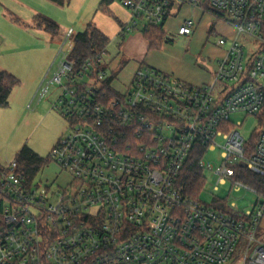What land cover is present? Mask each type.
<instances>
[{
	"label": "built area",
	"instance_id": "obj_1",
	"mask_svg": "<svg viewBox=\"0 0 264 264\" xmlns=\"http://www.w3.org/2000/svg\"><path fill=\"white\" fill-rule=\"evenodd\" d=\"M111 1L131 14L123 38L164 29L186 5L221 15L238 37L218 40L228 49L210 83L195 86L141 66L117 91L112 82L106 87L112 74L103 56L79 68L70 59V30L51 80L35 96L43 100L57 85L53 108L71 126L50 155L60 176L31 180L17 159L0 171V264H231L239 250L243 264H264L263 195L237 215L191 199L177 185L203 144L207 152L220 147L223 158L214 171L204 157L203 170H213L220 185L257 193L238 179V168L264 177V0ZM195 26L185 21L177 33L190 36ZM234 114L256 117L260 130L246 140L242 123H230Z\"/></svg>",
	"mask_w": 264,
	"mask_h": 264
},
{
	"label": "rangeland",
	"instance_id": "obj_2",
	"mask_svg": "<svg viewBox=\"0 0 264 264\" xmlns=\"http://www.w3.org/2000/svg\"><path fill=\"white\" fill-rule=\"evenodd\" d=\"M101 2L103 0H85L84 5L88 6L85 12L79 16L80 21L84 22L85 16L93 15ZM174 15H178V12L174 11L172 16ZM180 16L186 21H193L196 25V32L188 40L178 35L176 23L169 24L164 30L167 33V39L170 41L163 44V46H169V50L165 53V48L161 47L154 53L169 56V63L185 71L193 72L197 68L205 70L217 68L218 62L224 58L225 51L228 49L225 46H218V40L224 36L227 37L226 32H232L230 29L232 24L219 19L214 14H203L199 10H185ZM63 17L66 18L67 22L72 23L78 16L69 12ZM174 20L178 21V19ZM68 28L64 35V41L67 38ZM74 28V35L69 38L64 47L66 53L73 47L75 36L86 30L87 24L84 27L78 25ZM135 33L140 32H133L132 34ZM132 34L127 35L126 38L118 36L116 39H112L102 57V66L107 73H117L112 82V87L117 91H124L137 71V63L123 51L125 43ZM12 37L17 39L15 35ZM64 41L60 45L54 44L55 52H52L54 57L51 62L54 61ZM0 42L3 43L2 46L5 45L1 37ZM246 48H249L247 50L253 49V45ZM48 55L49 52L37 51L28 46L22 51L8 52L6 58L0 60L1 66L20 80V84L11 93L9 106L0 108V166L3 168L16 159L20 150L25 146L40 157L46 160L50 159L52 150L58 141L71 131L69 122L53 108L59 95L57 85H51L50 93L43 100L35 99L43 81L51 80L54 74V71L48 73L46 70L41 75L43 64ZM230 123L234 125L242 123L239 131L246 140H250L254 133L260 130L259 119L246 114L232 115ZM218 143L223 144V140L219 138ZM204 162L207 165H212L214 171L221 167L223 164L222 149L217 147L214 151L207 152ZM213 170H203L205 184L199 196L200 202L211 207L223 204L233 214L241 215L259 201V194L253 190L245 188L237 190L233 182L220 185L218 183L219 177L214 174ZM58 176H60V169L50 160L49 164L38 173L35 180L44 183ZM65 180H67V175L63 174L59 179L60 184H63ZM215 187H218V190H215ZM233 204L236 207L234 210L231 209ZM260 229L264 236V219ZM243 257L244 253L239 250L231 264H243Z\"/></svg>",
	"mask_w": 264,
	"mask_h": 264
},
{
	"label": "crops",
	"instance_id": "obj_3",
	"mask_svg": "<svg viewBox=\"0 0 264 264\" xmlns=\"http://www.w3.org/2000/svg\"><path fill=\"white\" fill-rule=\"evenodd\" d=\"M105 1L106 0H103V2L99 3L96 12L93 15L88 14L89 16H85L84 22H81L79 16L85 12V9L88 6L84 5L85 0H70L69 5L66 7H60L49 0H0V37L5 42L4 46H2L3 43L0 42V60L5 59L8 52L22 51L28 46L29 48H35L37 51L42 50L47 53L49 52L42 67L41 75H43L46 70H48V73L55 71L56 65L54 63L57 56L54 61L51 62L54 57L53 53L55 52L54 44L57 43L60 45L62 41H64L63 39L67 27H69L68 32L73 30L75 33L74 26L78 27L79 25V27H84L86 24L87 26L93 24L110 40L116 39L120 36L121 27L130 22L131 14L129 10L119 2L111 0ZM190 9L193 11L199 10L203 14H207V12L198 7L186 5L183 6L180 11H175L176 13L178 12V15L172 16L167 21L165 28L169 26V24L176 23V29L178 31L186 21L180 15L183 11ZM69 12L78 16L75 21L72 20V23L67 22L66 18L63 17L64 14L68 15ZM39 15L46 16L50 19L53 18L52 20L59 24V36H54L45 29L36 26L35 19ZM174 19H178V21ZM230 29L232 32H226L225 34L227 37L231 38H227L226 36L223 38L230 40L238 37L237 31L233 25ZM195 32L196 28L194 33ZM12 35H15L17 39H19H15ZM190 36L180 37L189 40ZM162 47L165 48V53H167L169 46ZM225 47L228 48L227 45ZM155 50L158 49H152L150 43L142 33H135L132 34L130 39L125 43L123 51L129 58H133L137 63L136 70L141 66H149L171 74L195 86H201L214 80L217 68L206 70L203 68H197L193 72L185 71L184 69L178 68L177 66H174V64L169 63V56L154 53ZM226 52L227 50L225 51V54ZM1 71L7 70L0 64V72ZM7 72L10 73V71ZM55 179L56 177L50 180L53 181Z\"/></svg>",
	"mask_w": 264,
	"mask_h": 264
},
{
	"label": "trees",
	"instance_id": "obj_4",
	"mask_svg": "<svg viewBox=\"0 0 264 264\" xmlns=\"http://www.w3.org/2000/svg\"><path fill=\"white\" fill-rule=\"evenodd\" d=\"M49 1L60 7H66L70 3V0ZM219 17L221 18V15H219ZM35 23L37 27L45 29L54 36H59L60 34L59 24L46 16H37ZM143 35L150 43V47L152 49H160L164 43L170 41L167 39V33L162 27H152L147 32H144ZM110 42L111 40L96 26L89 24L84 32L76 35L73 49L70 53V59L76 61L78 68L83 66L89 60H99L104 53H106ZM116 76V72L112 73L111 79L106 84L107 88L109 87V83L113 82ZM19 84L20 80L13 74L7 71L0 72V108L9 106L11 93ZM114 94V92L110 93L112 96H114ZM256 138L257 136L253 139L254 143ZM206 152L207 146L198 144L192 151L177 181L178 187H180L186 195L194 200H199V196L205 184L203 169L200 166V162L205 157ZM16 159L20 168L27 173L31 180H35L38 173H40L51 160H46L40 157L27 146L20 150ZM3 169L4 168L0 166V171ZM238 179L252 189L256 190L259 195L264 196V177L256 176L246 170L238 168ZM0 197H6L5 193L1 189V186ZM213 208L223 213H230L223 204H218Z\"/></svg>",
	"mask_w": 264,
	"mask_h": 264
},
{
	"label": "water",
	"instance_id": "obj_5",
	"mask_svg": "<svg viewBox=\"0 0 264 264\" xmlns=\"http://www.w3.org/2000/svg\"><path fill=\"white\" fill-rule=\"evenodd\" d=\"M228 21H230V22H232V19H228ZM241 167H243V168H245L246 167V165L244 164V163H241V165H240Z\"/></svg>",
	"mask_w": 264,
	"mask_h": 264
}]
</instances>
